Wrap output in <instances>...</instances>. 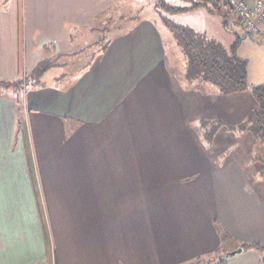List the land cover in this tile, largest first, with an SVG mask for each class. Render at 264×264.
<instances>
[{
    "label": "crops",
    "instance_id": "obj_1",
    "mask_svg": "<svg viewBox=\"0 0 264 264\" xmlns=\"http://www.w3.org/2000/svg\"><path fill=\"white\" fill-rule=\"evenodd\" d=\"M50 1L0 0V86L53 58L40 32L65 55V25H93L81 0ZM137 21L81 68L32 79L20 105L0 96V264H264L253 247L226 256L264 246V162L236 128L255 97L195 93Z\"/></svg>",
    "mask_w": 264,
    "mask_h": 264
},
{
    "label": "rangeland",
    "instance_id": "obj_2",
    "mask_svg": "<svg viewBox=\"0 0 264 264\" xmlns=\"http://www.w3.org/2000/svg\"><path fill=\"white\" fill-rule=\"evenodd\" d=\"M50 1V0H49ZM93 1H96L95 3ZM154 0H81V4H77V14H82L83 16L77 15L80 17L81 20L85 19L93 23V25H86L84 26V30H82L80 22L79 24L68 23L65 25L66 34H70L69 38H74L72 43V49L68 51L69 53H59L56 51V48L53 46L54 43L48 41V36L46 33H39L43 37L44 43L43 50L47 53V55L53 56L51 59H58L57 65L51 68L50 74L53 71L58 70V65L60 63H67L71 64L69 69L76 70L81 68L83 61H90L92 60L91 56L94 53H98L102 48L106 47L107 44H110V41L117 35V34H126L129 31V28L138 24L139 19L141 20H152L156 23L157 31L161 33L162 40H163V49H164V56L166 57V65L170 70L172 67L174 71L181 70L182 73V66L176 65L178 63L175 62V51L179 50V46L176 44L172 31L163 23V21L157 17L154 11ZM51 2V1H50ZM174 5L180 6H188L189 3L183 0H174L172 2ZM168 17L174 19L176 22L181 24L191 25L194 28L198 29L199 31L203 32L207 37L213 39L214 41L222 44L226 48H230L235 45L236 55L239 58L247 60V79L250 86H259L264 84V33L262 32H253L252 36L245 35L246 30L245 28L238 23H235V17L232 18L230 21L229 30L225 29L222 24V19L218 14H210L206 12L203 8H197L194 10H187L180 12L175 15H170L167 12L163 13ZM76 16V19H77ZM78 22V21H77ZM262 26L260 27L261 31ZM55 30V29H54ZM119 31V32H118ZM44 32V31H43ZM58 31H50L49 33H53L57 37ZM60 34H65L60 32ZM50 36V35H49ZM60 39L61 35H59ZM244 37V38H241ZM39 38V39H40ZM58 43L60 40L57 41ZM50 45V46H49ZM59 55V56H58ZM64 55V56H63ZM181 58L180 54H178L177 59ZM95 60V58H94ZM47 63V61H45ZM94 63V62H93ZM91 67H93V64ZM180 63V62H179ZM182 75V74H181ZM28 81V77L26 78ZM23 83H25L23 81ZM26 84L29 85L28 82ZM14 83H10L6 86H0V96L9 95L10 89L13 90ZM26 87V86H25ZM24 87V88H25ZM195 88L194 91L200 96H203L205 99L212 97L213 94L207 87L201 84H195L193 86ZM21 93L24 91L21 89L19 90ZM246 92L250 93L249 90ZM221 95V94H217ZM252 95V94H251ZM257 102V100H255ZM22 105V103H21ZM257 107L251 109L249 114L258 108ZM246 115L247 117L249 116ZM217 122V121H216ZM202 124L205 125L204 129H210L211 125L207 121H203ZM202 124L200 125V129L202 130ZM198 125V124H197ZM227 128V127H226ZM252 135V133H249ZM222 135V132L221 134ZM234 135V134H233ZM231 134H225L224 137H231ZM234 136L238 137L240 135L235 134ZM254 141V140H253ZM222 144L219 145L221 147ZM226 145V144H225ZM224 146V145H223ZM222 146V147H223ZM221 148H214L212 151L218 154ZM253 161L256 158L264 159V145L258 140L254 141L253 148H252ZM259 156V157H258ZM263 161V160H260ZM264 162V161H263ZM255 177L258 179H264V170L260 173L256 174ZM240 247V246H239ZM239 247L227 251V253L232 252ZM217 261V260H216ZM211 262H214L211 261ZM210 263L209 260L201 259L195 260L192 264H207Z\"/></svg>",
    "mask_w": 264,
    "mask_h": 264
},
{
    "label": "trees",
    "instance_id": "obj_3",
    "mask_svg": "<svg viewBox=\"0 0 264 264\" xmlns=\"http://www.w3.org/2000/svg\"><path fill=\"white\" fill-rule=\"evenodd\" d=\"M189 3L188 6L172 4L174 0H154V11L163 23L172 31L173 38L179 46L175 51L176 65L182 66V74L191 86L201 84L207 87L212 93L229 95L249 90L258 102V108L253 110L249 116L236 128L252 133L254 141H260L264 145V84L250 86L247 79V60L236 55L235 45L226 48L222 44L207 37L203 32L191 25L181 24L174 19L164 15V12L175 15L183 11L203 8L210 14H218L222 19L223 27L229 30L230 21L233 16L226 18L229 7L226 0H183ZM235 23L239 21L235 18ZM242 25V24H241ZM243 26V25H242ZM244 27V26H243ZM246 30V29H245ZM245 35L252 36L246 30ZM244 38V37H241ZM106 47L102 48L104 51ZM181 58L178 60L177 56ZM59 56V55H58ZM58 59L51 57L41 61L30 73H23L14 83V93L17 95L16 102L20 105L21 92L23 88L44 74L52 66L57 65ZM47 61V63L45 62ZM180 62V63H179ZM179 66V68H180ZM28 77V81L26 78ZM23 81L25 83H23ZM5 83L4 86L10 84ZM231 129L233 126H229ZM259 157V156H258ZM256 160H263L256 158ZM262 161V162H263ZM257 248L264 253V246L259 243L243 245V248ZM207 264H226V257Z\"/></svg>",
    "mask_w": 264,
    "mask_h": 264
},
{
    "label": "built area",
    "instance_id": "obj_4",
    "mask_svg": "<svg viewBox=\"0 0 264 264\" xmlns=\"http://www.w3.org/2000/svg\"><path fill=\"white\" fill-rule=\"evenodd\" d=\"M226 18L235 17L248 33L260 32L264 25V0H226Z\"/></svg>",
    "mask_w": 264,
    "mask_h": 264
},
{
    "label": "water",
    "instance_id": "obj_5",
    "mask_svg": "<svg viewBox=\"0 0 264 264\" xmlns=\"http://www.w3.org/2000/svg\"><path fill=\"white\" fill-rule=\"evenodd\" d=\"M243 251V247H239L238 249L232 251V252H229L226 254L227 257H231V256H234L235 254L239 253V252H242Z\"/></svg>",
    "mask_w": 264,
    "mask_h": 264
}]
</instances>
